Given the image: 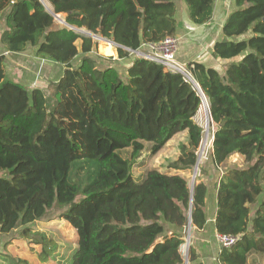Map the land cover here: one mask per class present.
<instances>
[{"label":"trees","instance_id":"obj_1","mask_svg":"<svg viewBox=\"0 0 264 264\" xmlns=\"http://www.w3.org/2000/svg\"><path fill=\"white\" fill-rule=\"evenodd\" d=\"M46 1L66 26L56 27L40 0H0L6 53L33 48L60 68L45 89L28 90L7 79L0 56V258L28 264L8 260L6 247L16 239L40 244L47 263L50 241L30 225L59 208V219L76 231L78 264H184L189 220L197 230L207 222L209 185L216 233L237 237L219 250L218 264H246L250 253H264V0H233L211 45L221 68L186 64L215 126L192 193L185 177L168 170L196 164L197 88L144 58L135 57L125 76L114 65L128 58L124 49L177 38L181 10L192 26L205 25L216 0ZM76 29L112 41L116 57L97 55V42ZM182 132L186 142L167 172L133 176L143 154L156 155ZM234 155L242 166L227 164ZM189 262L202 264L191 248Z\"/></svg>","mask_w":264,"mask_h":264},{"label":"crops","instance_id":"obj_2","mask_svg":"<svg viewBox=\"0 0 264 264\" xmlns=\"http://www.w3.org/2000/svg\"><path fill=\"white\" fill-rule=\"evenodd\" d=\"M46 12H53L51 5H45L40 0ZM235 10L233 6V0H216L213 8V14L211 19L203 26H192L187 19V13L185 10H181L182 18L179 23L180 33L177 35L178 48L175 53V60L186 68V64L199 61L204 65L213 67L209 60L217 62L220 67L223 65L222 61L217 60L211 55V45L221 38L220 29L221 25L228 16V14ZM4 15H1L0 22V35L4 30L5 20ZM63 16V15H62ZM77 45L80 48V41ZM77 42V43H78ZM109 46L112 50V54L108 55L114 59L115 46L109 45V43H100L98 46V52L101 49ZM144 50L145 48H141ZM96 54H98L96 51ZM104 55V54H103ZM0 56L5 57V70L7 79L21 83L26 89L31 90L33 88L45 89L48 82H53L55 77L60 73V68L53 66V64L41 61L34 56L33 48H28L23 53L19 54H7L0 42ZM107 56V55H106ZM103 57V56H102ZM134 60L133 57L125 59L115 60L114 65L118 72L122 75H126V68ZM187 70V69H186ZM188 72V71H187ZM191 76V75H190ZM193 82V81H192ZM195 84V82H193ZM198 113V112H197ZM195 120V119H194ZM169 142L165 144L167 147ZM162 148V149H163ZM161 149V150H162ZM212 148H210V151ZM209 151V152H210ZM178 153H176L174 159H176ZM239 155H234V157ZM165 172V171H162ZM170 174H180L182 172L169 171ZM185 173V172H183ZM209 197L206 199L205 211H206V225L202 230H197L192 225L186 228L185 246H181L184 252V262L189 264V249L191 248L197 258V261L202 264H218L217 255L220 247L215 239L216 231L214 227L215 217V197L212 185H209ZM182 252V254H183ZM246 264H264V253H250L247 256Z\"/></svg>","mask_w":264,"mask_h":264},{"label":"rangeland","instance_id":"obj_3","mask_svg":"<svg viewBox=\"0 0 264 264\" xmlns=\"http://www.w3.org/2000/svg\"><path fill=\"white\" fill-rule=\"evenodd\" d=\"M42 2L48 6L46 0H42ZM178 3V0H176ZM182 18L181 12L179 13ZM64 20V15H58L57 18L54 20V24L56 27H64V23L61 24L58 22ZM83 30H79L77 33L82 34ZM105 43L103 40L97 41L96 51L98 54V46L100 43ZM76 43V45H78ZM144 50L143 52H145ZM103 57L109 58L110 56H106V54H101ZM116 57V53H115ZM128 57L133 58H143L140 55L135 53L129 52ZM207 63H210L214 66V68L219 69L220 64L209 60ZM125 82L126 79L122 78ZM205 99L203 98L202 102ZM206 103V100H205ZM203 103H201L198 113L194 117L195 122L202 128V142L197 149L196 155L198 156V166L196 171L193 168L185 173H180L179 175L185 177L188 182L189 187L198 183L199 176V169L203 163H205L206 158L209 154L211 148V136L212 133L215 131V126L212 123L208 107L206 106L205 110L202 111ZM167 147L160 150L156 155L150 156L148 154H143L139 161H144L145 165L142 168H138L137 166L134 167L133 176L136 177L138 173L142 170H149V169H156L160 172L165 171L167 172L166 165L168 162L174 160L176 153H178L177 147L181 143L186 142V132L179 133L175 135L170 141ZM203 153V154H201ZM243 159L238 156L230 157L228 160L229 165H237L242 166ZM169 172V170H168ZM63 209L55 208L54 210L45 214L44 218H41L35 222H33L30 227L34 231L41 232L45 235V237L50 241L49 247L52 251V256L49 257L47 263H41L39 259V254L41 252V245L40 244H32V242H27L23 240H11L8 246L6 247L5 252L9 254L8 257L10 260L12 257L14 258H21L27 261L28 264H78V252H77V234L76 231L64 220L59 219L58 216ZM12 237V235H10ZM186 238V234L184 235V239ZM185 241L183 246H185ZM183 252V248L181 249V253ZM183 260L185 259L184 252L182 254ZM186 260V259H185ZM7 264V261L0 258V264Z\"/></svg>","mask_w":264,"mask_h":264},{"label":"built area","instance_id":"obj_4","mask_svg":"<svg viewBox=\"0 0 264 264\" xmlns=\"http://www.w3.org/2000/svg\"><path fill=\"white\" fill-rule=\"evenodd\" d=\"M58 22L61 24L62 21L59 19ZM178 40L179 39L176 37H169L158 44H148L145 46V52H143L144 50L140 49L136 51L135 54L142 56L144 59L162 65L167 71L179 73L187 81L193 83V80L186 68L175 60V53L178 48ZM124 50H126L128 53L130 52L127 49ZM215 239L219 244L220 249L229 248L237 241V237L221 235L217 233L215 235Z\"/></svg>","mask_w":264,"mask_h":264},{"label":"water","instance_id":"obj_5","mask_svg":"<svg viewBox=\"0 0 264 264\" xmlns=\"http://www.w3.org/2000/svg\"><path fill=\"white\" fill-rule=\"evenodd\" d=\"M49 14H50L51 16H53V18H57V17H58V15H55L53 12H49ZM62 23H65V22L62 21ZM65 25H66V24H65ZM76 31L78 32L79 30L76 29ZM82 34H83V35H88V36L92 37L95 41L103 40V41H105L106 43H109L111 46H113V45L116 46L112 41L104 40V39H102L101 37L91 35V34L85 32V31H82ZM130 52H131V53H135L136 51H130ZM194 86L197 88V91H198V93H199V95H200L201 103H203L202 100H203V98L205 99V97L203 96V94H202L201 90L198 88V86H197L196 84H194ZM206 106L208 107L207 103H206ZM197 166H198V156H197L196 164H195V166L193 167V170H194V171H196ZM190 193H192V186L190 187ZM189 225H190V220H189ZM189 225H188V226H189ZM184 264H187V262L185 261Z\"/></svg>","mask_w":264,"mask_h":264},{"label":"bare ground","instance_id":"obj_6","mask_svg":"<svg viewBox=\"0 0 264 264\" xmlns=\"http://www.w3.org/2000/svg\"><path fill=\"white\" fill-rule=\"evenodd\" d=\"M101 52H102L103 54H106V55H110V54H112V50H111V48H110L109 46H106V48L101 49ZM205 108H206V103H205V100H204V101H203V107H202L201 110L204 111Z\"/></svg>","mask_w":264,"mask_h":264},{"label":"clouds","instance_id":"obj_7","mask_svg":"<svg viewBox=\"0 0 264 264\" xmlns=\"http://www.w3.org/2000/svg\"><path fill=\"white\" fill-rule=\"evenodd\" d=\"M64 25H65V23H64ZM66 26V25H65ZM97 42V41H96ZM110 45V44H109ZM116 47V46H115ZM205 100H206V98H205ZM206 103H207V101H206ZM208 105V104H207Z\"/></svg>","mask_w":264,"mask_h":264}]
</instances>
